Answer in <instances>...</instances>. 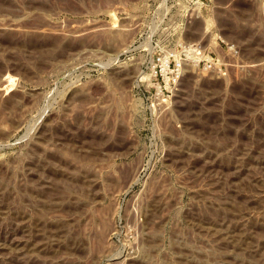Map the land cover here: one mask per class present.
<instances>
[{"label":"rangeland","instance_id":"rangeland-1","mask_svg":"<svg viewBox=\"0 0 264 264\" xmlns=\"http://www.w3.org/2000/svg\"><path fill=\"white\" fill-rule=\"evenodd\" d=\"M0 264H264V0H0Z\"/></svg>","mask_w":264,"mask_h":264},{"label":"built area","instance_id":"built-area-1","mask_svg":"<svg viewBox=\"0 0 264 264\" xmlns=\"http://www.w3.org/2000/svg\"><path fill=\"white\" fill-rule=\"evenodd\" d=\"M220 47L221 45L218 44ZM231 55L238 56L239 50L232 46H228ZM186 53L190 54L192 62L197 68H202L205 72L216 74L219 76L227 69L228 63L225 62L220 54L212 50H208L200 43H192L186 49ZM158 70H155V78L157 80L156 95L160 98H169L174 91L177 90L180 79L183 75L184 61L182 60H164L157 57Z\"/></svg>","mask_w":264,"mask_h":264}]
</instances>
